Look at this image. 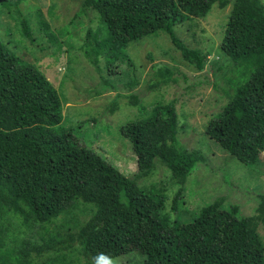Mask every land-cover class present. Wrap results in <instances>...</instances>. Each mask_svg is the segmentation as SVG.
Instances as JSON below:
<instances>
[{
    "label": "trees",
    "instance_id": "1",
    "mask_svg": "<svg viewBox=\"0 0 264 264\" xmlns=\"http://www.w3.org/2000/svg\"><path fill=\"white\" fill-rule=\"evenodd\" d=\"M87 2L98 12L106 36L88 40L86 54L101 71L99 60L104 58L107 75H119L121 81L135 70L128 45L160 32L168 34L185 60L203 70L207 55L188 46L175 26L205 17L214 6L223 9L231 4L220 48L230 58L236 82L232 98L206 133L243 164L260 163L264 151L263 0ZM0 5L14 8L22 34L34 41L18 2L2 0ZM38 18L48 39L60 45L41 12ZM90 35L91 30L88 39ZM153 71L150 89L178 84L183 75L166 64L154 65ZM138 80L128 81L126 87L137 86ZM104 83L117 90L118 85L107 78ZM130 98L140 102L134 93ZM177 103L174 97L166 112L176 151L166 155L163 163L186 179L197 163L207 159L200 150L176 142ZM63 119L58 89L31 60L0 39V264H100L133 251L143 256L142 264H264L259 234V227L264 229V194L251 215H241L236 203L225 206V197L219 196L201 207L191 221H171L162 203L137 184L154 165L137 151L136 138L129 140L138 169L132 177L81 145L68 131L59 130ZM83 205L94 208L85 221L77 216ZM60 217L68 224L50 229ZM15 223L23 229L10 240ZM9 241L14 245L9 246Z\"/></svg>",
    "mask_w": 264,
    "mask_h": 264
},
{
    "label": "rangeland",
    "instance_id": "2",
    "mask_svg": "<svg viewBox=\"0 0 264 264\" xmlns=\"http://www.w3.org/2000/svg\"><path fill=\"white\" fill-rule=\"evenodd\" d=\"M10 1H17L22 14L29 19L34 41L22 34L14 8L3 5H0L3 10L0 39L17 55L31 60L61 93L64 119L59 130L68 131L81 145L132 177L138 174V169L129 140L136 138L137 151L148 164L154 165L149 175L138 178L137 184L162 203L163 213L171 221H191L201 207L219 196L225 197V206L240 205L243 216L255 212L260 194H264V151L260 163L249 167L225 152L206 133L208 125L232 98L236 82L230 58L220 48L231 4L223 9L214 6L205 17L175 26L188 46L207 55L203 70L185 60L168 34L160 32L128 45L126 51L135 63V70L129 72L130 78L124 73L125 79L121 81L119 75H107L104 58L99 60L101 71L86 54L88 40L106 36L98 12L87 0ZM38 12L45 16L60 45L48 39L39 24ZM158 64L182 71L179 83L148 88L153 66ZM105 78L117 84V90L107 87ZM136 78L137 86L127 88V82ZM132 93L139 97V103L130 98ZM174 97L178 99L176 142L189 150H200L207 159L197 163L186 179L163 163L166 155L176 151L166 124L167 108ZM82 208L77 216L85 221L94 208L91 205ZM63 223L67 225L68 221L60 217L50 229L61 228ZM21 229L18 223L12 225L10 240ZM259 234L264 243L261 226ZM8 245L14 243L9 241ZM143 260L139 252L133 251L100 264H142Z\"/></svg>",
    "mask_w": 264,
    "mask_h": 264
},
{
    "label": "water",
    "instance_id": "3",
    "mask_svg": "<svg viewBox=\"0 0 264 264\" xmlns=\"http://www.w3.org/2000/svg\"><path fill=\"white\" fill-rule=\"evenodd\" d=\"M2 0H0V2H1Z\"/></svg>",
    "mask_w": 264,
    "mask_h": 264
},
{
    "label": "clouds",
    "instance_id": "4",
    "mask_svg": "<svg viewBox=\"0 0 264 264\" xmlns=\"http://www.w3.org/2000/svg\"><path fill=\"white\" fill-rule=\"evenodd\" d=\"M106 264H107V262H106Z\"/></svg>",
    "mask_w": 264,
    "mask_h": 264
}]
</instances>
